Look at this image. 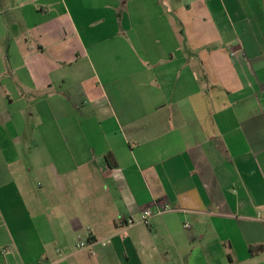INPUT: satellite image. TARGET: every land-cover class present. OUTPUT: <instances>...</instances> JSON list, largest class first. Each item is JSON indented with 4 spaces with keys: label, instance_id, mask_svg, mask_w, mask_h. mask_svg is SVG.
Wrapping results in <instances>:
<instances>
[{
    "label": "crops",
    "instance_id": "0c3cea01",
    "mask_svg": "<svg viewBox=\"0 0 264 264\" xmlns=\"http://www.w3.org/2000/svg\"><path fill=\"white\" fill-rule=\"evenodd\" d=\"M0 264H264V0H0Z\"/></svg>",
    "mask_w": 264,
    "mask_h": 264
},
{
    "label": "built area",
    "instance_id": "2783aa9c",
    "mask_svg": "<svg viewBox=\"0 0 264 264\" xmlns=\"http://www.w3.org/2000/svg\"><path fill=\"white\" fill-rule=\"evenodd\" d=\"M232 55L233 56L237 55V52L233 51L232 52ZM169 209H170V207L168 205H162L160 208H158L157 213H164V212L169 211ZM154 215H155V211L152 208H150V207H146V208H144L142 210L139 220H136L133 217L125 218L123 216H121L119 218V220L122 221V222H124V224L126 226H133V225H135L137 223H143L145 225H149V224H151V220H152V218H153ZM186 226L187 227H190L189 224H186ZM87 244L88 243L85 242V241H80L78 243V246L79 247H85V246H87Z\"/></svg>",
    "mask_w": 264,
    "mask_h": 264
}]
</instances>
